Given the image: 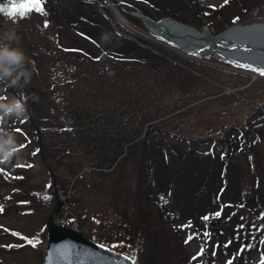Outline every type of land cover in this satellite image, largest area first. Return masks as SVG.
Wrapping results in <instances>:
<instances>
[{
  "label": "trees",
  "instance_id": "16d2710c",
  "mask_svg": "<svg viewBox=\"0 0 264 264\" xmlns=\"http://www.w3.org/2000/svg\"><path fill=\"white\" fill-rule=\"evenodd\" d=\"M110 1L122 10L143 13L156 21L170 17L200 28L205 20L218 28L217 15L236 17L238 21L231 22L237 24L240 15L248 13L260 0H225L224 6L218 8L204 6L201 0ZM54 2L46 0L43 13L49 14L40 13V19L44 31L41 35L50 37L55 48H44L35 42L21 45L33 79L38 77L40 81L35 84L30 80L32 85L29 82L23 87V94L17 93L18 98L25 97L26 109L31 103L30 114L26 110L27 119H22L21 124L13 116L15 125L5 120L6 130L2 131L23 139H15L19 151L9 163L11 176L4 173L7 170L0 171V192L6 183L11 186L14 202L15 197H20L21 204L31 199L37 200L32 204L44 203L50 196L47 192L39 199V190H31L32 196L25 192V186H32L27 172L39 158L48 173V167L53 170L63 188L76 178V192L72 195L76 209L92 195H102L116 211L135 210L141 230L139 264H187L180 246L182 216L174 208V198L186 188L185 167L192 168L193 178L198 181L192 190L194 197L185 203L188 214L198 216V220L193 219L195 228L201 229L207 217L216 218L221 211L234 213L240 206L263 214L264 207L257 208L252 203L255 200L262 206V200L247 197L239 190L231 155L220 149L214 138L215 133L224 132L225 146H235L238 152L253 159L252 145L261 138L260 134L255 139L248 137L249 130L226 126L211 113V107L216 108L211 104L216 101L215 93L218 95L221 90L210 81L237 85L229 89L244 83L234 80L228 71L155 38L139 19L123 11L121 15L129 26L117 23L109 8H96L97 3L58 0L59 9L55 11ZM218 62L251 79L250 68ZM222 93L217 106L224 107L227 113L235 98ZM257 119L244 118L248 129L263 128L260 124L264 122ZM231 137L235 144L229 142ZM222 155L229 160H222ZM212 157L220 167L217 190L210 166ZM44 189H52V180ZM211 191H215L214 196L209 195ZM258 193L263 196L264 188ZM207 201H214L213 210L206 207ZM8 210L4 209L5 214ZM233 242L229 237L222 245ZM252 243L261 246L262 240L257 238ZM240 245L241 242L235 248ZM174 251L177 252L172 255ZM249 260L242 264H249Z\"/></svg>",
  "mask_w": 264,
  "mask_h": 264
},
{
  "label": "rangeland",
  "instance_id": "374dc122",
  "mask_svg": "<svg viewBox=\"0 0 264 264\" xmlns=\"http://www.w3.org/2000/svg\"><path fill=\"white\" fill-rule=\"evenodd\" d=\"M13 1L22 3L23 0H13ZM223 1L224 0H203L205 5L213 4L214 6L221 5ZM8 2L9 0H0V3H8ZM95 3H97L96 8L103 9L105 11V8L101 7L102 4L100 5L99 2H95ZM103 3L106 4L107 2H103ZM57 5H58V0L54 2L55 11L59 9ZM107 8H109L110 14L116 19L117 23L129 26L127 22L123 24L124 18L119 14V12L115 7H110L108 4V6H106V9ZM118 9L120 12L123 11L120 8ZM70 12L72 11L70 10ZM44 13L49 14L48 12H44ZM125 13L133 17L129 13V11ZM223 14L224 13L217 15V18L215 19L217 20V23L220 24L221 26L220 29H218L215 24L208 26V23L205 20L202 21V25L200 28L194 26L193 28L199 32L208 31L212 35H215L219 33V31L223 27H225L228 20H230V22L227 23V26H231L233 24L231 22L232 17H228V15L223 16ZM104 15L107 18H109V14L106 15L104 13ZM240 16H241V21H240L241 23L251 24L256 20H262V22H264V0H260L258 4H256L253 7V9H251L248 13L241 14ZM245 20H247V22H244ZM0 25L3 26V28L5 29V30L0 29V34L7 31L14 32L15 41L19 45L29 46L30 44L35 42L44 48H55L50 37H44L41 35V32L44 31H42V19H39V14H36L34 12H29L28 15H26L23 18H20L18 16L13 18L6 15L5 12H0ZM51 26L48 29H50ZM7 43H9V41H7L2 35H0V47ZM179 51L186 53V51L182 49H180ZM201 52H204L205 54ZM219 52L220 51H213L207 48L199 51L197 55H202L201 58L202 60L213 59V63H211L210 61H207L206 63L210 65L214 64V66L216 65L220 69L227 71L225 68H223L221 65L218 64V60L224 58L223 55ZM223 66L226 67L225 65ZM24 67L26 68L29 67V63L27 60ZM29 70L31 71V66ZM228 73L233 77L234 80H238L241 84L244 83L245 86H248L250 90H242L241 92L236 94L232 93L234 94L235 101L227 107L226 109L227 113L224 111L223 109L224 107L219 108L217 106L219 103H221V100L219 99L221 95L216 96L215 93L216 101L211 103L216 105V108L211 107V113L216 114L214 116V119L218 120L219 122L224 121V124L226 126L233 125L237 129L242 128L243 130H249L247 134L248 137L250 136L253 139H255L256 134H260L261 138L257 139L256 144L252 145L253 146L252 153L254 155L253 159L249 158L247 155H244L242 152L241 153L238 152L235 146L232 148L225 146L226 136L224 132L221 134L215 133L214 138L216 139V144H218V147L220 149L223 148L224 150H228L229 155H231V159L233 160L235 164V168L237 170L236 175L238 177L239 190L243 194L247 195V197L256 196L257 198H260L262 200V206L259 203H257L255 200H253L252 203L255 206H257V208H263L264 195L263 196L260 195L258 191L264 188V123L260 124V126H263L262 129L256 130L257 126H254L253 125L254 123L251 124L254 127L248 129V126L244 122V118L257 119L258 116L262 115V117L257 119V121L264 122V79H259V78L252 79V77L248 74L247 75L251 79H247L245 76L246 73L240 75L233 70L231 73L228 71ZM32 79H33V73L31 75V80ZM32 81L33 83L38 84L40 79L37 77ZM210 83L216 89L217 87L222 88V91L225 90L226 88V84L221 81H210ZM20 84H24V82L20 81ZM13 90H14V94L10 97V101L13 98H18L17 93L23 94L22 91H24L20 86L14 87ZM26 110L28 111L29 114L32 111L29 103H27ZM184 121H186V118H184ZM13 136L15 137V139H20V142L21 139H23L21 138L20 135L14 134ZM229 142L232 144L236 143V141H234L232 137L229 138ZM26 157L27 158L29 157V152L26 153ZM35 160H36L35 167L27 172V175L30 177L32 181L31 182L32 186L31 187L25 186V192L28 195L32 196V193H30L31 190H39L37 199L41 198V195L44 192H47L50 195L49 196L50 203H47L46 201H44V203H39L45 206L36 203L32 204V202L37 200L31 199L29 200L31 202H29L28 205L23 206V204L17 205V202H13L10 204V209L6 212V214L4 216L0 215V225L9 227L11 230H13V231H8L6 232L7 234L5 233L1 236L3 238L2 239L3 243H5V245L2 246L3 249H10V250H8V252L0 251V264H42L43 256L47 247V236H49V230H50L49 222H50V216L52 214H53V223L57 227L64 226L63 228H66L68 230L74 229L75 231H79L80 233L85 235L87 238L90 239L93 238L97 241L114 246H119L120 240H123L125 244L127 243L126 242L127 237L124 234L120 233V231H125L128 232V234L130 235V239L133 240L134 246L135 247L137 246V240L139 238L138 231L141 230L139 227H137L136 224V222L138 221L135 210L133 209L125 210L122 208L120 212H117L115 209L112 208L108 198L106 199L102 195L98 197L92 195L93 197L87 198V200L83 202V204L81 205L82 207L76 209L72 199V195L74 191L76 192V190H73V186L74 184H76V182L73 183L72 180L70 182L69 188L68 187L63 188L62 183L60 185L58 184L56 179V174L52 170L54 175L51 174V176L54 182V188L52 187L50 191L45 190L44 189L45 184L51 182V177L48 171L45 169V166L39 160V158H36ZM212 160L213 162L212 164H210V166L211 169L214 171L213 177L215 178L214 180L216 185L215 189L217 190L218 187L220 186V175H219L220 167L217 165L216 159L214 157H212ZM222 160L228 161L229 158L225 157ZM0 166H3L11 171V167L7 163L0 164ZM184 176H185L186 188L184 191L180 193V195L174 198V208L182 216L180 223H183L187 217L196 218L198 220V216H193L188 214L189 211L185 207V203L194 197L192 190L193 187H195L198 184V181L193 178V170L189 166L184 168ZM257 179H259V183L257 182ZM3 185L5 190L2 192V194L3 195L10 194L11 186L7 185L6 183H3ZM56 185H57V191L59 193L56 192L55 189ZM62 189L64 190L66 189L65 190L66 193H64ZM214 193L215 191H211L209 195L214 196ZM36 194L37 193H35V195ZM43 195L46 194L44 193ZM15 198L19 200L20 197L19 198L15 197ZM58 203H60L61 205L60 210L59 212L54 213ZM213 204L214 201H207L206 207L209 210H213L214 209ZM0 207L4 208V201L2 199H0ZM27 209L34 210V213ZM205 212L206 209L204 213ZM242 213L245 214V216L241 215L242 219L244 218V221L240 222L238 218L235 222V223H239V225H236V229L237 231H239V235L244 236L246 239L248 238L254 240L256 239L254 232L260 230L261 221H259L256 218H253L252 219L253 222H251L249 226H247L244 229H241V225L246 222L245 220L251 217V214L248 212H242ZM68 218H75L77 219V222L74 225L69 226L67 224ZM212 219L215 222L219 220L218 217L216 218L213 217ZM46 225L48 226L47 231L45 230ZM22 237H25V239L22 240L21 239ZM222 238H220V240ZM26 240H29L31 242V245L21 247V244L26 242ZM222 241H225V239H223ZM35 242H39L41 244L36 248H34L33 245ZM183 249L185 251L184 252L185 259H188L189 255L192 254L194 251H196V249H194L192 246H191L192 250L187 247H183ZM163 250L164 248L163 246H161L160 249L161 254L163 253ZM176 252L177 251H174L171 254L175 255ZM254 259L255 261H257L256 257Z\"/></svg>",
  "mask_w": 264,
  "mask_h": 264
},
{
  "label": "bare ground",
  "instance_id": "6f19581e",
  "mask_svg": "<svg viewBox=\"0 0 264 264\" xmlns=\"http://www.w3.org/2000/svg\"><path fill=\"white\" fill-rule=\"evenodd\" d=\"M158 23V26H149L150 31L186 52L198 53L208 48L220 51L224 57L221 61L244 68L264 70V30L258 31L264 27L262 20L251 24L237 23L227 26L219 35H212L208 31L199 32L168 18ZM251 77L260 79L264 75L253 71ZM247 88L249 87L246 86Z\"/></svg>",
  "mask_w": 264,
  "mask_h": 264
},
{
  "label": "clouds",
  "instance_id": "9594fccd",
  "mask_svg": "<svg viewBox=\"0 0 264 264\" xmlns=\"http://www.w3.org/2000/svg\"><path fill=\"white\" fill-rule=\"evenodd\" d=\"M2 35L9 43L0 47V82H6L8 86L23 87L31 80V71L24 67L26 57L24 52L19 48H12L11 44L15 40V33L11 31L4 32ZM23 78L24 84H20ZM25 97L13 98L8 103L0 102V121L4 117H16V120H26ZM18 145L15 137L8 132L0 130V164H5L11 161L16 155Z\"/></svg>",
  "mask_w": 264,
  "mask_h": 264
},
{
  "label": "water",
  "instance_id": "95a60500",
  "mask_svg": "<svg viewBox=\"0 0 264 264\" xmlns=\"http://www.w3.org/2000/svg\"><path fill=\"white\" fill-rule=\"evenodd\" d=\"M137 17L143 20L148 28L149 26L155 27L159 24L144 15H137ZM262 30H264V27L258 29V31ZM60 207L61 205L58 203L54 213L59 212ZM49 228V241L45 264L48 261L50 262L51 260L58 259L61 256L66 257L62 244L65 243L70 245L73 241L80 243L77 251L78 264H131V261H129V263L125 262V257H119L114 254L113 251L105 250L103 247L83 238L79 233L55 226L53 223V214L50 216Z\"/></svg>",
  "mask_w": 264,
  "mask_h": 264
},
{
  "label": "snow or ice",
  "instance_id": "6c2138e0",
  "mask_svg": "<svg viewBox=\"0 0 264 264\" xmlns=\"http://www.w3.org/2000/svg\"><path fill=\"white\" fill-rule=\"evenodd\" d=\"M9 3L11 4V7L5 10V8L0 7V12H5L6 15L10 17H20L23 18L26 15H28L29 12L35 10L39 11L41 14L43 13V9L41 7L42 0H23L22 3L16 4L13 2V0H9ZM47 24L45 23V27ZM253 71H259L260 75H264V70H257V69H251ZM0 211H2V207H0ZM34 246V245H33ZM133 264H135L133 260ZM231 264V262H229ZM261 264H264V258L261 259Z\"/></svg>",
  "mask_w": 264,
  "mask_h": 264
}]
</instances>
